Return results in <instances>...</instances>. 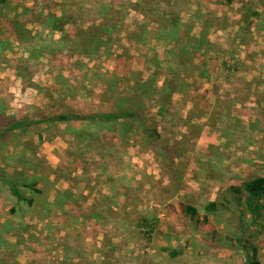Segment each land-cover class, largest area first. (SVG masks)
I'll return each mask as SVG.
<instances>
[{"label":"rangeland","instance_id":"1","mask_svg":"<svg viewBox=\"0 0 264 264\" xmlns=\"http://www.w3.org/2000/svg\"><path fill=\"white\" fill-rule=\"evenodd\" d=\"M137 93L136 122L54 120ZM21 116L42 124L0 140V174L41 193L22 188L29 206L0 185V264H245L195 222L264 177V0H5L0 132ZM241 207L264 264V226ZM208 219L238 233L230 213Z\"/></svg>","mask_w":264,"mask_h":264},{"label":"trees","instance_id":"2","mask_svg":"<svg viewBox=\"0 0 264 264\" xmlns=\"http://www.w3.org/2000/svg\"><path fill=\"white\" fill-rule=\"evenodd\" d=\"M220 3L224 5H232L236 0H218ZM5 3V0H0V7L2 4ZM5 24V22H4ZM15 36V33H14ZM136 93V91H135ZM139 96H143L140 94ZM138 93L134 94L135 99L133 97L129 99V101H125L122 104L123 108L127 106L126 109H116L113 111H103L100 110L96 113L91 114H68V115H58L55 117V121L61 124H73L75 122L81 123H101V124H111L117 123L120 121H128V122H136L139 121L138 115L140 114L139 111L143 110V102L142 98L139 97ZM137 98L141 99V104L136 100ZM138 114H137V113ZM42 124L41 120L33 117L21 116L20 119L11 120L9 121V126L6 127L2 132H0V140H3L8 134L27 131L30 128H35ZM141 130L148 135L150 138H157V134H153L156 130L150 129V127L143 121L141 126ZM236 131L233 128L228 130V133H235ZM0 185L3 187L7 192H9L14 198L17 199L18 202L27 203L29 206L34 205V199H29L25 196L22 188H28L33 191V193H41L40 190L35 189L34 183H25L23 182L21 176H15L13 178L6 176L4 174H0ZM229 190L234 195V203L232 204L237 205L235 209L232 205L226 206L221 205L216 202L209 203L206 206L207 217L203 221L196 220L195 224L200 226V230L202 228H209V234L211 239H213L212 243L205 242L204 245L209 246V249L213 252L216 248L214 247V243L218 247V250H221L222 247L218 245L225 244L230 247V249H237L245 253L246 259L245 264H262L261 260L258 258V250L256 247H251L249 243L246 241V234L248 233L249 226H246L247 222V214L242 211L241 205L246 203L248 206V210L251 213V226H264V177H258L251 181L244 183L243 189L240 187L230 186ZM236 203V204H235ZM241 209V210H238ZM240 213H239V212ZM230 213L232 215V220H230L228 226L237 229L238 233L235 234L234 237L230 235L223 236L216 232L215 224L211 223L208 219L209 215H214L216 218L219 216L220 213ZM227 212V213H226ZM239 213V218H237V225L233 224V217L234 215ZM180 215L183 216V220L186 218H191L195 221L197 216V210L193 207H186L181 212ZM180 229H183L180 225L179 228L176 229V232H180ZM211 246V247H210ZM168 251V250H167ZM183 254L182 248H172L170 251V256L172 258H177Z\"/></svg>","mask_w":264,"mask_h":264}]
</instances>
